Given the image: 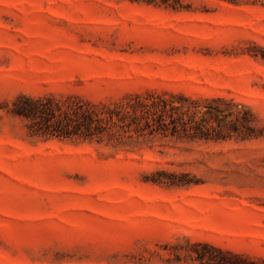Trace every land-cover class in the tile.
I'll use <instances>...</instances> for the list:
<instances>
[{
  "label": "rangeland",
  "instance_id": "obj_1",
  "mask_svg": "<svg viewBox=\"0 0 264 264\" xmlns=\"http://www.w3.org/2000/svg\"><path fill=\"white\" fill-rule=\"evenodd\" d=\"M264 0H0V264H264ZM168 91L259 137L113 148L29 137L19 94ZM158 181H153V180ZM203 264H207L205 261Z\"/></svg>",
  "mask_w": 264,
  "mask_h": 264
},
{
  "label": "trees",
  "instance_id": "obj_2",
  "mask_svg": "<svg viewBox=\"0 0 264 264\" xmlns=\"http://www.w3.org/2000/svg\"><path fill=\"white\" fill-rule=\"evenodd\" d=\"M260 55L264 57V49ZM232 106L223 98L201 101L181 93L145 91L108 102H94L72 93L36 97L19 94L4 109L10 117L23 121L29 137L73 139L113 148L136 146L156 138L225 140L232 134L240 139L259 137L248 109L237 113L234 121H226ZM186 241L216 252L219 259L198 250H192L194 255L182 253L178 245H172V258L167 261L188 258L200 264H231L220 248Z\"/></svg>",
  "mask_w": 264,
  "mask_h": 264
}]
</instances>
